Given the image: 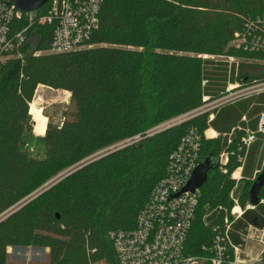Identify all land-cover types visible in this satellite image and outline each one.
<instances>
[{
  "label": "trees",
  "instance_id": "16d2710c",
  "mask_svg": "<svg viewBox=\"0 0 264 264\" xmlns=\"http://www.w3.org/2000/svg\"><path fill=\"white\" fill-rule=\"evenodd\" d=\"M30 33L23 57L0 68V220L63 178L0 221V264H14L9 248L28 247L47 250L45 264H119L112 236L135 230L191 129L200 138L199 162L219 159L199 188L184 246L186 256L207 255L202 247L221 224L213 211L229 212L232 192L242 209L250 204L264 137L249 147L244 139L258 127L264 95L228 103L212 121L207 112L154 129L203 105L210 64L204 56L250 60L231 73L241 83L264 81V48L236 47L237 36L264 40V0H103L90 47L63 53L49 52V27ZM39 86L68 92L71 110L60 123L49 120L45 131L41 124L44 134L35 136L29 107ZM244 113L248 128L238 126ZM209 128L218 135L207 138ZM240 167L238 184L232 174ZM257 197L243 220L262 226L264 187Z\"/></svg>",
  "mask_w": 264,
  "mask_h": 264
},
{
  "label": "built area",
  "instance_id": "2783aa9c",
  "mask_svg": "<svg viewBox=\"0 0 264 264\" xmlns=\"http://www.w3.org/2000/svg\"><path fill=\"white\" fill-rule=\"evenodd\" d=\"M102 3L103 0H49L43 6H47V9L42 14L39 11L43 7L32 11H20L9 3V0H0V68L10 59L23 57L24 46L32 40L30 32L37 27H49L52 30L50 53L70 52L90 47L88 41L92 31L97 28ZM14 21H22V27L12 30L11 24ZM237 37L236 47L242 46L245 50L264 48V40L261 37L250 40ZM40 53L36 52L34 55ZM226 58L229 61L230 71L234 57ZM237 67L238 63L236 69ZM236 82L235 87L242 88L240 96L236 97L237 100L249 98L257 92L264 94V81L258 83L253 81L246 85L244 81ZM206 83L204 82L203 85L205 86ZM213 98L204 95L201 107L209 104L214 100ZM196 111H199V108L194 110V113ZM196 113L178 123H172L171 120L161 124L154 130L160 131L203 114L201 111ZM257 131L264 134V112L260 114ZM255 138L253 132H247L244 139L246 147H249ZM135 141H138V138H135ZM199 152L200 138L197 132L191 129L171 155L167 173L152 190L145 208L137 219L135 230L121 231L112 236L119 264H264V240L260 253L251 260L240 259V248L230 241L232 223L239 219L245 210L254 209L250 204L242 209L237 204L233 192L230 197L235 205L229 212L221 208L213 211V213L224 211L225 215L220 226L214 228L210 245L202 247L207 255L186 256L185 241L195 215L200 192L199 189L194 192H182V190L199 165ZM220 160L226 161V156L221 155ZM236 208L238 210H235Z\"/></svg>",
  "mask_w": 264,
  "mask_h": 264
},
{
  "label": "rangeland",
  "instance_id": "374dc122",
  "mask_svg": "<svg viewBox=\"0 0 264 264\" xmlns=\"http://www.w3.org/2000/svg\"><path fill=\"white\" fill-rule=\"evenodd\" d=\"M205 59L209 60L210 62V64L206 66V70L209 76V81L207 84H205V90L210 91V93H212L213 95L216 94L217 96H215L213 98L214 100L213 101L211 100L209 104L199 108V111L203 113L204 112L207 113L206 111L213 112L228 103L234 101L236 102L237 101L236 97L240 96V90H242V88L235 87L237 84V82H235L237 79L235 80L234 78L235 75L233 76L232 73V76L230 77V75L228 74L229 61L226 57H210V58L207 57ZM241 60H243L244 62H248L249 64L252 63V61L250 60L249 61H246L244 59ZM241 60L234 58L232 69L236 66V63H238ZM246 71L250 75L253 72L252 68L249 66L246 67ZM244 85H246V82ZM261 94L263 93L261 92L255 93L252 99H254L256 95H261ZM39 98L40 100H38ZM33 101H36V104L32 105ZM29 108H30L29 114L31 116V120L34 122L33 132L35 136H42L44 133L42 134V129L40 128L41 124L45 123V128H44L45 131L46 124L49 120L52 121L53 123H60L64 120L66 114L70 112L71 110L70 94L66 91L53 90L48 87L45 88V86H39L35 91L34 97L32 99V102L30 103ZM196 112L194 113V111H192L188 113V115L187 114L182 115L176 119H173L172 123H178L180 121L188 119L194 116L195 114H197ZM123 144L124 143L114 145L109 149L99 152L93 157L100 155L106 151H109L110 149H114L119 146H122ZM222 215L223 216L225 215L224 211H220L218 213L215 211L213 215V221L216 219V222L218 224L222 223L221 222L223 218ZM262 227H255V229L253 230L250 229L248 231L249 233L248 236L253 237L256 240H264V234L259 232ZM8 254H9V262L14 264H45L47 259V250L32 248V247L9 248ZM98 264H105V263L101 262Z\"/></svg>",
  "mask_w": 264,
  "mask_h": 264
},
{
  "label": "crops",
  "instance_id": "0c3cea01",
  "mask_svg": "<svg viewBox=\"0 0 264 264\" xmlns=\"http://www.w3.org/2000/svg\"><path fill=\"white\" fill-rule=\"evenodd\" d=\"M228 72H229L228 74L231 77L232 76L231 70L230 71L228 70ZM233 76H234V74H233ZM235 76H236V74H235ZM234 78L236 80V77H234ZM213 92H215V91H213ZM206 94L208 96H216V94L213 95L212 93H210V91H206ZM263 95L264 94L256 95V97L254 99H252L253 96H251L249 98L237 100L236 102L250 101V100L253 101V100H256L258 97L263 96ZM234 102H231V103H234ZM252 104H256V103H252ZM262 106L264 108V104ZM219 109L220 108H218V110ZM213 119H214V111H213V113H210L208 120L212 121ZM248 124H249V119H248L246 113H244L242 115L239 123H238V126L245 125L247 127ZM257 128H256V131L253 132L255 134L256 138H255V141L252 144H254L258 140V138H259L258 136L259 135H262L264 137V134L258 132ZM210 131L212 132V134L207 133V132H210ZM205 135H206L207 138H213V137H216L218 135V133L213 128H209L208 130L205 131ZM262 146L264 147V139H263ZM262 166L264 167V156H263V160H262ZM262 166L259 169L260 171L259 170L255 171L253 179H255L257 177V175L261 172V170L263 169ZM232 178L234 180H236L238 182V184H239L240 180H242V167H240V168L235 170V172L232 174ZM255 207L256 206H254V208ZM249 210H254V209H249ZM245 211H247V210H245ZM243 215H244V213L242 214V216L239 219L235 220L232 223L229 236H230V241L240 248L239 258L242 259V260H251V259H253L255 256H257L260 253V251H261L263 246H262V240H256L253 237L248 236V234H249L248 231L250 229H252V230L255 229V227H262L263 226L259 232L264 234V224L262 226H254L252 224L246 223V221L243 220ZM240 222H242L243 225L238 226V223H240Z\"/></svg>",
  "mask_w": 264,
  "mask_h": 264
},
{
  "label": "water",
  "instance_id": "95a60500",
  "mask_svg": "<svg viewBox=\"0 0 264 264\" xmlns=\"http://www.w3.org/2000/svg\"><path fill=\"white\" fill-rule=\"evenodd\" d=\"M49 0H9V3L13 4L14 7L20 11H32V10H37L41 7H43ZM246 80H244L245 82ZM216 162H219V159L217 160H212L209 157H203L201 161L199 162L198 167L194 170L192 177L190 181L188 182L187 186L182 190V192L190 191L194 192L196 189H199L202 187V185L206 182L207 180V174L208 172L213 169L211 164ZM67 175V174H66ZM63 178V177H62ZM62 178L58 179L56 182H54L52 185L49 187L41 190L38 194L30 198L28 201H26L24 204H22L20 207L17 209L13 210L10 212L8 215H6L4 218H2L0 221L8 217L10 214L14 213L17 211L19 208H21L23 205L49 189L51 186L59 182ZM264 187V167L261 170V172L258 174V176L255 178L254 183L252 184L250 191H249V198H250V205L252 206H257L259 205V200H258V193L261 190V188ZM190 264H204V263H190Z\"/></svg>",
  "mask_w": 264,
  "mask_h": 264
},
{
  "label": "bare ground",
  "instance_id": "6f19581e",
  "mask_svg": "<svg viewBox=\"0 0 264 264\" xmlns=\"http://www.w3.org/2000/svg\"><path fill=\"white\" fill-rule=\"evenodd\" d=\"M45 88H46V87H45ZM38 100H40V98H39ZM33 104H36V101H33L32 105H33ZM235 210H238V209L236 208Z\"/></svg>",
  "mask_w": 264,
  "mask_h": 264
}]
</instances>
